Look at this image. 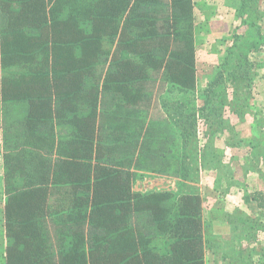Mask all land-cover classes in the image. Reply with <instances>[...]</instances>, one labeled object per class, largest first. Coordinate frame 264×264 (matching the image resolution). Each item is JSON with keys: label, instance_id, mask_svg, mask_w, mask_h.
<instances>
[{"label": "trees", "instance_id": "16d2710c", "mask_svg": "<svg viewBox=\"0 0 264 264\" xmlns=\"http://www.w3.org/2000/svg\"><path fill=\"white\" fill-rule=\"evenodd\" d=\"M261 1L239 0L240 17L254 14L242 23L262 19L252 8ZM193 13V0H0V68H16L1 78L2 111L25 103L19 123L40 129L34 143L18 134L25 143L13 152L4 136L5 264H206L198 190L132 189L136 170L167 166L197 182L199 166L216 158L208 142L235 119L254 121L263 64L249 56L260 31L234 37L196 104ZM52 120L72 126L63 148L53 147ZM243 200L264 218V190ZM245 224L251 244L257 231Z\"/></svg>", "mask_w": 264, "mask_h": 264}, {"label": "rangeland", "instance_id": "374dc122", "mask_svg": "<svg viewBox=\"0 0 264 264\" xmlns=\"http://www.w3.org/2000/svg\"><path fill=\"white\" fill-rule=\"evenodd\" d=\"M238 6L239 0H228L223 9L224 17L220 13L221 18L209 23V29L208 20L203 22V28V24L198 28L195 103H200L202 90L223 61L234 37L243 36L251 41L256 38L255 31L258 30L263 40L257 45V55L252 53L249 56L250 60L263 64L260 68L252 69L258 72L252 83L250 100L252 112H255L254 121L250 115L242 122L235 119L232 121V132L216 135L208 142L216 158L214 163L211 161L208 165L199 166L197 182L181 181L175 175V167L167 166L163 174L160 171L136 170L133 184L135 191L140 193L170 191L178 196L182 191H187V187L183 188L179 183L198 190L203 203L204 231L209 239L207 258L211 264H264V233H261L264 232V218L258 217L253 204L247 205L243 200L252 191L264 190V159L261 154H255L254 148L259 143L264 149V16L254 20L253 26L242 23L243 18L250 20L254 14L245 12L240 17L236 12ZM194 8L199 21L204 16V8L196 4ZM252 8L262 12L264 0L252 4ZM248 221H252L257 231V240L251 244L243 239L240 232L243 227L247 228L245 222ZM250 233L253 234L251 230Z\"/></svg>", "mask_w": 264, "mask_h": 264}, {"label": "crops", "instance_id": "0c3cea01", "mask_svg": "<svg viewBox=\"0 0 264 264\" xmlns=\"http://www.w3.org/2000/svg\"><path fill=\"white\" fill-rule=\"evenodd\" d=\"M228 0H193V4L197 5H201V7L204 8V16H202L200 18L199 21H197V16H196V9L194 8V13H193V17H194V40H195V48L197 50V46L199 45V26L200 24L202 25L203 22L205 21V23L208 20V29H209V23L218 20L219 18H221L220 13H222L223 17H224V12L223 9L225 8V5L227 3ZM214 9H213V8ZM199 22V23H198ZM201 22V23H200ZM198 23V24H197ZM214 24L218 25L219 23L214 22ZM204 27V24L202 25V28ZM204 35H206V31H204ZM202 36V37H206V36ZM16 68H10V69H4L3 71L0 68V244H1V248H0V264H5V258H4V248L6 245V238L4 236V219H3V212H4V207H5V203H6V199H7V195L5 193V188H4V165H3V149H4V136L8 133V143L11 147V152H13L12 150L15 149H20L21 144L25 141L23 140H15L18 137H20L18 134L21 135V138L23 139H27L28 141H26L28 144L29 143H34V137L33 134H37V130H40L38 128V125L34 124V125H29L27 122H22V124L19 123V120L23 119L26 114H27V110L24 109V106L26 105L25 103H18L16 105H14L12 107L11 111H8V114L5 115L2 111V104H1V86H2V82H1V78L2 76H5L6 74H11L13 73ZM32 104V98L29 99V103L28 105L30 106ZM33 108L31 109V111L33 113H35L34 116H37L39 114V112H41V107L40 104L38 102H36V104H33ZM10 116H12L13 118H11ZM142 118L144 116H146L147 118V122L150 119V114L147 113H141ZM2 119L3 122L7 119L8 120V124L5 127L4 125H2ZM48 129L51 131V133L53 134V147L56 148L57 144L60 145L61 148H63L61 145L63 143H69L70 142V136L68 135L69 133L72 132V126L66 124V123H58L57 121L52 120L51 123L48 126ZM100 130V127H99ZM42 132H46L41 130ZM31 141V142H30ZM37 141V140H36ZM38 142V141H37ZM35 146H26L25 149H32ZM51 160L57 159L58 157L54 154L51 155L49 157ZM165 163V164H169L170 161L167 159L165 161H163L162 159H160V161L158 162V164ZM143 163H150V161L147 162V158L143 159ZM33 179V178H32ZM15 180H19V178H16ZM133 191H135L134 189V185H133ZM204 235H205V231H204ZM205 237V243H206V247H207V243L209 241V239ZM232 245V244H231ZM208 257V253L206 252V256H205V262L206 264H211L207 258Z\"/></svg>", "mask_w": 264, "mask_h": 264}]
</instances>
